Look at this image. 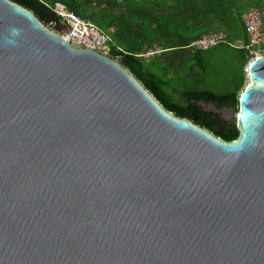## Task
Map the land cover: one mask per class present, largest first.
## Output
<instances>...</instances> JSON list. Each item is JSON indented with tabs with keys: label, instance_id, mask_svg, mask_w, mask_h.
<instances>
[{
	"label": "water",
	"instance_id": "1",
	"mask_svg": "<svg viewBox=\"0 0 264 264\" xmlns=\"http://www.w3.org/2000/svg\"><path fill=\"white\" fill-rule=\"evenodd\" d=\"M0 0V264H264V55L237 136Z\"/></svg>",
	"mask_w": 264,
	"mask_h": 264
},
{
	"label": "trees",
	"instance_id": "2",
	"mask_svg": "<svg viewBox=\"0 0 264 264\" xmlns=\"http://www.w3.org/2000/svg\"><path fill=\"white\" fill-rule=\"evenodd\" d=\"M49 23L53 3L90 21L108 39V54L124 67L155 101L224 142L237 136L235 122L204 111L236 107L250 56L240 18L264 0H9ZM222 33L225 43L190 53L187 46L201 35ZM239 44L240 47H235ZM162 52L144 61L141 54Z\"/></svg>",
	"mask_w": 264,
	"mask_h": 264
},
{
	"label": "built area",
	"instance_id": "3",
	"mask_svg": "<svg viewBox=\"0 0 264 264\" xmlns=\"http://www.w3.org/2000/svg\"><path fill=\"white\" fill-rule=\"evenodd\" d=\"M52 20L47 23L52 30L63 28L66 34L61 33L60 38L63 42L69 40L71 43L80 46H87L100 54H108V39L101 33L90 21L81 19L58 3H53L51 9ZM240 22L246 37L244 49L248 51L250 60L264 55V8L247 9L241 16ZM225 43L224 34L211 33L201 35L198 39L192 41L187 48L190 53L195 51H206L212 47ZM235 47H240L235 44ZM143 58V57H142ZM246 79L247 66L242 70Z\"/></svg>",
	"mask_w": 264,
	"mask_h": 264
},
{
	"label": "rangeland",
	"instance_id": "4",
	"mask_svg": "<svg viewBox=\"0 0 264 264\" xmlns=\"http://www.w3.org/2000/svg\"><path fill=\"white\" fill-rule=\"evenodd\" d=\"M160 52H162V51L153 46L151 49H148L143 54H141V56L143 57L144 61H148L154 55H158ZM249 61L247 62L246 66H248ZM242 70H243V68H242ZM198 105L202 108V110L212 112L213 114L218 115L223 120H226L228 122L234 121L235 114H236V107L216 109L211 104L205 105L202 103H198Z\"/></svg>",
	"mask_w": 264,
	"mask_h": 264
},
{
	"label": "flooded vegetation",
	"instance_id": "5",
	"mask_svg": "<svg viewBox=\"0 0 264 264\" xmlns=\"http://www.w3.org/2000/svg\"><path fill=\"white\" fill-rule=\"evenodd\" d=\"M44 23L47 25L48 28L52 29L46 22H44Z\"/></svg>",
	"mask_w": 264,
	"mask_h": 264
}]
</instances>
